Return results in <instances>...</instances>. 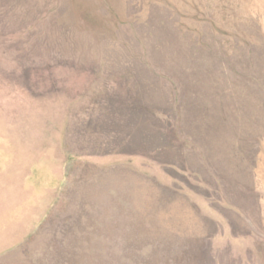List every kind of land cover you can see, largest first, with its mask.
Wrapping results in <instances>:
<instances>
[{
	"label": "rangeland",
	"instance_id": "obj_1",
	"mask_svg": "<svg viewBox=\"0 0 264 264\" xmlns=\"http://www.w3.org/2000/svg\"><path fill=\"white\" fill-rule=\"evenodd\" d=\"M0 264H264V0H0Z\"/></svg>",
	"mask_w": 264,
	"mask_h": 264
}]
</instances>
